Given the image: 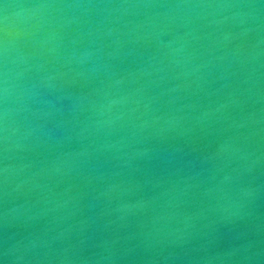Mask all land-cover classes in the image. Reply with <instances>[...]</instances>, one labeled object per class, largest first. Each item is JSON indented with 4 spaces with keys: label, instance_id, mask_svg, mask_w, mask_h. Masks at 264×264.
Returning a JSON list of instances; mask_svg holds the SVG:
<instances>
[{
    "label": "water",
    "instance_id": "obj_1",
    "mask_svg": "<svg viewBox=\"0 0 264 264\" xmlns=\"http://www.w3.org/2000/svg\"><path fill=\"white\" fill-rule=\"evenodd\" d=\"M0 264H264V3L0 0Z\"/></svg>",
    "mask_w": 264,
    "mask_h": 264
},
{
    "label": "clouds",
    "instance_id": "obj_2",
    "mask_svg": "<svg viewBox=\"0 0 264 264\" xmlns=\"http://www.w3.org/2000/svg\"><path fill=\"white\" fill-rule=\"evenodd\" d=\"M8 255H9L8 251H5L3 254V256L5 257L6 260L8 259Z\"/></svg>",
    "mask_w": 264,
    "mask_h": 264
},
{
    "label": "snow or ice",
    "instance_id": "obj_3",
    "mask_svg": "<svg viewBox=\"0 0 264 264\" xmlns=\"http://www.w3.org/2000/svg\"><path fill=\"white\" fill-rule=\"evenodd\" d=\"M261 3H264V0H261Z\"/></svg>",
    "mask_w": 264,
    "mask_h": 264
}]
</instances>
